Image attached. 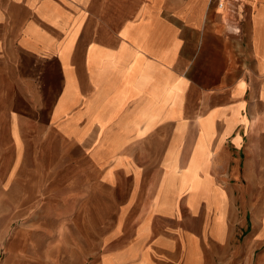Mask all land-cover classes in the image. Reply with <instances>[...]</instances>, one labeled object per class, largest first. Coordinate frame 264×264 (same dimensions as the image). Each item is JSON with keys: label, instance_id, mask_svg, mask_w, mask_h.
Returning a JSON list of instances; mask_svg holds the SVG:
<instances>
[{"label": "crops", "instance_id": "obj_1", "mask_svg": "<svg viewBox=\"0 0 264 264\" xmlns=\"http://www.w3.org/2000/svg\"><path fill=\"white\" fill-rule=\"evenodd\" d=\"M261 4L0 0V215L57 176L95 207L124 175L85 260L264 264Z\"/></svg>", "mask_w": 264, "mask_h": 264}, {"label": "rangeland", "instance_id": "obj_2", "mask_svg": "<svg viewBox=\"0 0 264 264\" xmlns=\"http://www.w3.org/2000/svg\"><path fill=\"white\" fill-rule=\"evenodd\" d=\"M260 1L262 10L264 0ZM246 8L250 10L245 5ZM219 10H224L223 4ZM59 177L54 179L58 184L53 185L52 191L40 196L35 208L21 211L22 215L12 204L11 190L5 195L7 210L0 215V264H97L94 254L88 260L82 258L83 237H88L90 250L98 247L95 224L104 220L103 229L111 227L117 213L111 196L113 201L124 199L131 178L120 177L116 194L108 188L100 189L97 195L101 200L95 207L79 208L75 204L89 197L92 190H84L76 175L65 176L72 183L64 185L59 183Z\"/></svg>", "mask_w": 264, "mask_h": 264}]
</instances>
